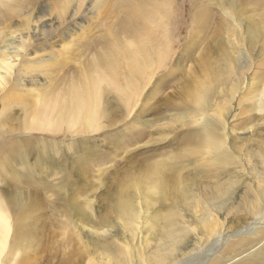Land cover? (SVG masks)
Segmentation results:
<instances>
[{"label": "rangeland", "instance_id": "374dc122", "mask_svg": "<svg viewBox=\"0 0 264 264\" xmlns=\"http://www.w3.org/2000/svg\"><path fill=\"white\" fill-rule=\"evenodd\" d=\"M128 1L0 2V55L14 62L0 88V199L32 234L16 248L11 227L0 264H264V0H162L174 43L131 88L119 54L124 90L102 83L93 125L55 111L54 126L32 121L38 93L51 102L112 44L131 48L124 17L154 0Z\"/></svg>", "mask_w": 264, "mask_h": 264}, {"label": "bare ground", "instance_id": "6f19581e", "mask_svg": "<svg viewBox=\"0 0 264 264\" xmlns=\"http://www.w3.org/2000/svg\"><path fill=\"white\" fill-rule=\"evenodd\" d=\"M3 1L4 0H0V2ZM163 6L164 1L154 0L150 3L149 9L146 7V3L142 6L132 8L133 10L125 15V21L122 25L123 29L134 38L131 48H126L124 45L118 46V44L115 43L112 44L108 50L92 60L91 68L94 69L92 74L82 77L77 83L71 84L61 92V96L54 97V100H51V102L41 97V93H38L35 99L38 107L35 109V106L34 109H32L34 110L32 111L33 113L31 112L33 116L32 121L36 123L37 126H54L55 124L47 121V115L49 111H55L57 115L55 117V122H58L62 117H65L66 119L68 118L67 120L69 123L77 122L93 125L99 114H102L104 110V108L102 110L100 104L103 90L102 83L106 82L109 85L118 88V90H124L118 83L116 76L113 74V68L118 64L117 58L119 54H127V62L130 63L131 73L125 77V85L127 88H131L135 84L133 77L137 76V74L142 75L144 71L147 70L149 63L158 60V58L163 55L165 48L174 43L172 35H170L169 31L164 28V25H162V20L165 15ZM252 27L253 26L250 24L247 25V33L250 37L256 35ZM254 27L256 26L254 25ZM149 45H151L156 52L155 56L149 55L148 52L150 51L147 49ZM22 46H24V43L21 41L19 46L12 47L18 48L13 52V57H18L20 55ZM12 60L13 59L8 60L7 55H0V88L4 87L7 77L11 74L14 65ZM98 65L102 68H98ZM203 93H207V91L204 90ZM46 95L47 94H45V96ZM202 110L203 106L200 108V111ZM4 115L5 117L3 118L1 116L0 125L3 120L9 117L8 113ZM210 119L211 118H209L208 121H210ZM215 121L217 122V120ZM206 124L208 126V123ZM7 197L11 205L10 207L14 212L18 211L17 213H19V211L25 207L19 196L8 193ZM9 220L0 199V240L2 241L0 244L3 243V239L7 236L9 229L13 227V244L16 248H21L29 238V234H32L26 229L28 228L27 223L24 222L22 218L16 219L13 224H10ZM166 236V247L162 249V251H169L173 247L174 232H167ZM217 241L218 240L216 239L213 242L216 243ZM165 257V254L161 252L159 253L160 260L166 259Z\"/></svg>", "mask_w": 264, "mask_h": 264}]
</instances>
